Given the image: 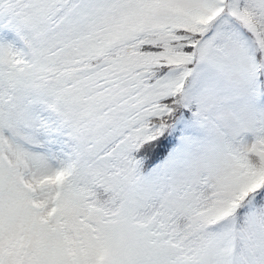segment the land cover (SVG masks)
I'll return each instance as SVG.
<instances>
[{
    "label": "snow or ice",
    "instance_id": "obj_1",
    "mask_svg": "<svg viewBox=\"0 0 264 264\" xmlns=\"http://www.w3.org/2000/svg\"><path fill=\"white\" fill-rule=\"evenodd\" d=\"M0 264H264V0H0Z\"/></svg>",
    "mask_w": 264,
    "mask_h": 264
}]
</instances>
